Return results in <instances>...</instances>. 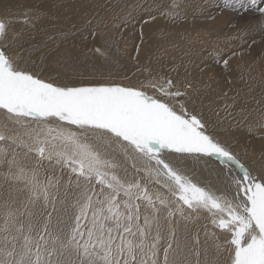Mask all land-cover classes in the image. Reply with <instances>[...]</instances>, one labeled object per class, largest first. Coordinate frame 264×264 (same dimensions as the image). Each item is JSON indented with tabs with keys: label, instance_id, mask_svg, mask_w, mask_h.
I'll use <instances>...</instances> for the list:
<instances>
[{
	"label": "snow or ice",
	"instance_id": "1",
	"mask_svg": "<svg viewBox=\"0 0 264 264\" xmlns=\"http://www.w3.org/2000/svg\"><path fill=\"white\" fill-rule=\"evenodd\" d=\"M220 7L264 22V0ZM157 8L187 19L183 0ZM34 50L0 18V264H264V175L209 130L191 81L58 84ZM210 55L228 69L236 52ZM45 160L70 172L62 196Z\"/></svg>",
	"mask_w": 264,
	"mask_h": 264
},
{
	"label": "rangeland",
	"instance_id": "2",
	"mask_svg": "<svg viewBox=\"0 0 264 264\" xmlns=\"http://www.w3.org/2000/svg\"><path fill=\"white\" fill-rule=\"evenodd\" d=\"M77 1H80L81 5L76 4ZM77 1L75 10L68 12L72 13L68 18L55 17L54 20L52 19L53 22L47 20L41 28L37 27L38 21L35 23L33 17L30 16L28 18L31 22L24 23L25 10L18 11L20 15H23V19L19 16L15 19L11 16L9 20L14 21V26L24 23L27 28L21 27L20 32L9 28L10 36L13 34L22 40L24 45H27L25 48L39 46L37 52L40 58L35 55L36 50L32 53V58L37 63H41L43 60L46 71L50 70L56 75H66L67 79L77 81L78 84H85L86 80L94 83H105L107 80V82L138 84L152 77H166L181 85L186 81H191L196 89V92H190L192 99L196 93L207 91L209 80L211 88H214L215 84L225 88L227 86L231 91L228 89L222 94L223 96H215L207 101L212 110L214 107L216 109L213 120L220 121L221 113L226 118L227 114L234 111L230 108L236 109L239 105L240 107L247 106V117L246 119L239 117L237 120L234 117V122L237 125L217 126L215 121H211L209 129L218 130V133L215 132L217 137L222 142L227 143L228 141L227 144L231 146L233 152H236L237 157L254 175H264L263 171L255 169L253 162L260 155L258 151L261 153V149L264 150V146H261L264 142V132L258 127H253L250 131L248 127L249 123L259 121L264 114V100H261L264 98V31L261 30L264 27V22L261 21L258 14L249 15L235 11H222L220 7L222 0H199V2L183 0L184 5L188 3L185 9L187 19L173 23L166 16L160 15L157 8L158 5L168 3V0H155L157 3L153 0H146L147 2L145 0H124L122 2L121 0H107V2L91 0L93 6L91 1L88 3L87 0ZM97 2L100 3V6ZM119 2L120 4H118ZM20 3L24 4L22 1H17V4ZM86 3L87 5H85ZM153 4L155 6H153L154 8L151 6L153 8L151 9L149 6ZM15 5L16 3L14 7ZM86 6L93 7L96 13L81 12L80 10ZM63 7L59 8L61 16L65 14V11H62ZM52 11L58 15V9ZM6 15H8L6 9L0 11V18L7 19ZM153 16L155 19L152 18ZM14 23H8V27ZM28 24H31L30 28ZM202 27H206L208 31L203 30ZM238 31L242 34V38L227 39L236 36ZM28 40H32V43L30 41V44H27ZM217 46L220 49L236 52V55L229 61L228 69H225L222 63H216L213 56L210 55L217 50ZM97 48L100 49V52L96 51ZM182 62L183 68L181 69ZM51 65L52 68H50ZM193 69L195 73L192 71ZM189 71H192L193 76ZM45 74L48 73L45 72ZM148 91L151 94L152 90ZM228 92L236 97L230 100L228 105L231 107L225 108L227 104H221V102ZM233 101L235 102L233 103ZM200 103L202 102L200 101ZM200 109H202L203 115L207 114L204 107ZM236 114L238 115L239 112L233 113L230 117ZM2 119L3 117L0 116V120ZM246 121L247 132L242 133L240 128ZM51 123L53 126H58L55 122ZM66 127L72 131H78L74 126ZM231 129H234L233 133H230ZM226 138L228 139L226 140ZM27 160L30 165L33 163L32 156L27 157ZM213 166L222 167L214 161ZM69 175L70 172L67 168L61 169L60 166L54 164L50 166L47 160L43 162V167L40 169L42 182L47 177L60 178L61 196ZM121 175L124 173L121 172ZM18 187L23 189L22 184ZM150 190H154L151 185ZM51 191L55 192V189H51ZM12 195L19 201H25L29 193L27 189H23L22 191H13ZM5 196H7V192L3 187H0V199ZM74 198V194H70V199ZM60 207L61 205L57 203V208ZM48 210L51 211L50 206ZM55 217L56 213H53L54 221ZM204 223L206 221H199L197 227ZM181 227H183L182 224ZM189 228L192 232L196 231V227L192 225H189ZM209 230H211V225H209ZM200 235L203 239L202 230Z\"/></svg>",
	"mask_w": 264,
	"mask_h": 264
},
{
	"label": "bare ground",
	"instance_id": "3",
	"mask_svg": "<svg viewBox=\"0 0 264 264\" xmlns=\"http://www.w3.org/2000/svg\"><path fill=\"white\" fill-rule=\"evenodd\" d=\"M17 1H22L24 4H22V3H20V4H17ZM77 0H0V11H2L3 9H6L7 10V14L8 15H6L7 17V19H5L8 23H10V22H13L14 23V21H12V20H9L10 18H11V16H13V18H17L18 16L21 18V19H23V15H20V13L18 12V11H20V10H25V14H28V16H30V17H33V19L35 20V23H36V21H38L36 24H37V27L38 28H41L43 25H44V23L47 21V20H49V21H51V22H53V18H55V17H66V18H68L69 16H70V14H72V13H68V12H72L71 10H75L74 9V7H75V2H76ZM89 1H91V0H87V3L89 2ZM94 1V0H93ZM107 2V0H100V2ZM122 1H124V0H121V2ZM130 1V0H129ZM146 1V0H145ZM148 1V0H147ZM146 1V2H147ZM153 1H155V0H153ZM190 1V0H189ZM188 1V2H189ZM211 1V0H210ZM16 3V5H15V7H14V4ZM80 2V1H79ZM78 1L76 2V4L77 3H79ZM95 2H96V0H95ZM127 2V1H126ZM126 2H124L125 4H126ZM144 2V1H143ZM152 2V1H151ZM150 2V3H151ZM156 2V1H155ZM155 2H153V3H155ZM197 2H199V0H197ZM201 3L203 2V1H200ZM31 3V4H30ZM87 3L85 4V5H87ZM91 3V5L93 6V4H92V1L90 2ZM98 3V2H97ZM109 3V2H108ZM115 3H117V2H115ZM157 3V2H156ZM80 4V3H79ZM99 4V6H100V3H98ZM118 4H120V2L118 3ZM125 4H123V5H125ZM144 4V3H143ZM142 4V5H143ZM162 4V3H161ZM186 4V3H185ZM188 4V3H187ZM187 4H186V6H187ZM190 4V3H189ZM81 5V4H80ZM84 5V6H85ZM104 5V4H103ZM108 5V4H107ZM115 5H117V4H115ZM147 5V4H146ZM62 6H64L63 7V10L62 11H65V14H63L62 16H61V14H60V12H59V8L60 7H62ZM98 6V7H99ZM102 6V5H101ZM106 6V5H105ZM122 6V5H121ZM140 7H141V5H139ZM144 6V5H143ZM151 6L153 7V6H155V4H153V5H150L149 7L151 8ZM190 6H191V4H190ZM110 7V6H109ZM147 7H148V5H147ZM192 7V6H191ZM31 8H33V9H31ZM100 8V7H99ZM102 8V7H101ZM117 8V7H116ZM134 8V7H133ZM137 8V7H136ZM139 8V7H138ZM145 8V7H144ZM150 8H148V9H150ZM154 8V7H153ZM153 8H151V9H153ZM187 8V7H186ZM57 9H58V15L56 14V13H54L52 10H55V11H57ZM105 9V8H104ZM111 9H112V7H111ZM113 9H115V8H113ZM132 9V8H131ZM140 9V8H139ZM147 9V10H148ZM66 10H67V12H66ZM109 10V9H108ZM27 11H30V12H33V13H29V12H27ZM61 11V12H62ZM81 12L83 11H85V12H88V13H93V12H95V10H94V8L93 7H90V6H86V7H84V9L82 10H80ZM111 11V10H110ZM139 11V10H138ZM145 11V10H144ZM74 12V11H73ZM77 12V11H76ZM75 12V13H76ZM80 12V13H81ZM102 12V11H101ZM74 13V14H75ZM96 13V12H95ZM95 15V14H94ZM113 15V14H112ZM231 15V14H230ZM96 16H98V15H96ZM107 16V15H106ZM25 17V16H24ZM105 17V16H104ZM106 18V17H105ZM149 18V17H148ZM157 18V17H156ZM53 19V20H52ZM205 19V18H204ZM24 20H25V18H24ZM64 20V19H63ZM99 20V19H98ZM184 20V19H183ZM23 21V20H22ZM21 21V22H22ZM17 22H18V20H17ZM63 23V22H62ZM186 23H187V21H186ZM185 23V24H186ZM15 25V23L14 24H12L9 28H11V29H15L16 31H18V32H20L21 30H22V28L21 27H23V28H25L26 26H25V24L24 23H20V25L19 26H14ZM29 25V28H30V26H31V24H28ZM170 25H172V24H170ZM179 25V24H178ZM46 27V26H45ZM190 27V26H189ZM27 28V27H26ZM76 28V27H75ZM202 29L203 30H205V31H208V29L206 28V27H202ZM13 35V34H12ZM168 35V34H167ZM33 36V35H32ZM50 40V39H49ZM31 41V43H32V40H30ZM30 41L28 40L26 43L27 44H30ZM59 41V40H58ZM181 41V40H180ZM63 42V41H62ZM202 42V41H201ZM185 43V42H184ZM35 44H36V42H35ZM197 44V43H196ZM185 45V44H184ZM27 45H24V47H26ZM30 46V45H29ZM32 46V45H31ZM68 46V45H67ZM38 47L39 46H37V47H35L36 49H38ZM70 48V47H69ZM155 48V47H154ZM41 50V49H40ZM44 50V49H43ZM62 50V49H61ZM35 51V50H34ZM62 52V51H61ZM187 52V51H186ZM44 53V52H43ZM35 55H38V57L40 58V55H39V53L37 52V50H36V52H35ZM167 59V58H166ZM172 59V58H171ZM43 61V60H42ZM57 61V60H56ZM183 61V60H182ZM141 62V61H140ZM177 62V61H176ZM44 64V63H43ZM178 64H179V61H178ZM182 64V67H181V69L183 68V62L181 63ZM241 64V63H240ZM180 65V64H179ZM50 68H52V65H51V67ZM58 71V70H57ZM67 71V70H66ZM192 71H194V69L192 70ZM192 71H189V72H191L192 73ZM204 71V70H203ZM48 74H45L46 76H49V77H51L54 81H56L58 84H78L79 82H74L73 80H69V79H67L68 77H65L66 75H64V76H62V75H56V74H53V72L52 71H50V70H47L46 71ZM65 72V71H64ZM120 72V71H119ZM198 72V71H197ZM194 73H195V71H194ZM212 73V72H211ZM202 74H204L203 72H202ZM201 74V75H202ZM51 75V76H50ZM192 76H193V73H192ZM103 80V79H102ZM215 80V79H214ZM214 80H213V82H214ZM87 82L86 83H88V84H95L94 82H91V81H89V80H86ZM106 82H107V80H105ZM105 81H103V82H105ZM215 81H217V80H215ZM119 82V81H118ZM219 82V81H218ZM224 82V81H223ZM84 83V82H83ZM85 83V84H86ZM220 83H222V82H220ZM82 84V83H81ZM224 84H226V83H224ZM221 85V84H220ZM207 86H208V89H207V91H200V92H198V93H196L195 95H194V97H193V101H195V105H196V107L197 108H201V107H204V109L206 110V112H207V114L205 113V115H204V117H205V119H207L209 122H211V121H215V119L213 120V118H215V113H216V109H215V107H214V109L212 110V108L210 107V105H208L207 104V101H210V99H212V98H214L215 96H220V95H222V94H224L228 89H230V88H227V86H226V88L225 87H221V86H219V84H215V85H213V87L214 88H211L210 87V80H209V84H207ZM230 86V85H229ZM211 88V89H210ZM232 88V87H231ZM229 91H231V89L229 90ZM223 96V95H222ZM239 96V95H238ZM253 96V95H252ZM236 97V96H235ZM233 95H231V94H229V92H228V94H226V96H225V98L224 99H222V102H221V104H229L230 103V100L232 99V98H235ZM239 98V97H238ZM239 99H241V97L239 98ZM254 99V98H253ZM202 102V103H200V101ZM235 100V99H234ZM261 100H264V98H262ZM260 100V101H261ZM255 101V100H254ZM238 102V101H237ZM204 103V104H203ZM261 103V102H260ZM210 104V103H209ZM238 105V104H237ZM213 107V106H212ZM230 108V107H229ZM230 110H234V111H232V112H230V114H227V117L225 118V115L223 114V113H221L220 114V117L219 118H221L220 119V121H215V125H217V126H222V125H224V124H226L227 126L228 125H230V124H233V125H237L235 122H234V120H235V118L234 117H236V120H237V118H245L246 119V117H247V114H248V112L246 113V111H247V106H242V107H240V105L236 108V109H232V108H230ZM243 110V111H242ZM255 110V109H254ZM235 112L236 113H238L239 112V114L236 116V115H234V116H231L230 117V115H232L233 113L235 114ZM230 117V118H229ZM258 117V116H257ZM249 119V118H248ZM252 119H254V118H252ZM246 123H247V121L244 123V125H243V127L242 128H240V131L242 132V133H244V132H247L246 130H247V127H246ZM249 124H251V123H249ZM72 128V127H71ZM227 128V127H226ZM237 128V127H236ZM75 129V128H74ZM221 129V128H220ZM75 130H77V129H75ZM210 131H212V132H216V133H218L217 131V129H214V128H211V129H209ZM222 130V129H221ZM227 131V130H226ZM233 131H234V129H231V131H230V133H233ZM249 131V130H248ZM215 133V134H216ZM220 133V132H219ZM222 133V132H221ZM223 134V133H222ZM221 134V135H222ZM247 134V133H246ZM248 135V134H247ZM218 136V135H217ZM219 136H220V134H219ZM224 138H225V136H223ZM245 137H246V135H245ZM228 138H226V140H227ZM231 139H233L232 137H231ZM246 139V138H245ZM244 139V140H245ZM229 142H230V140H229ZM224 143H226V142H224ZM227 143H228V141H227ZM226 143V144H227ZM236 146H238L237 144H236ZM261 146L263 147L264 146V142H263V144H261ZM260 147V146H259ZM238 148H239V146H238ZM259 149V148H258ZM248 150V149H247ZM239 151V150H238ZM235 152V151H234ZM241 152V151H240ZM235 154H236V152H235ZM258 154H260L259 155V157H257V159H255V161H253L254 162V165H255V169H257L258 171L259 170H261V171H263V173H264V150L263 149H261V153H259V151H258ZM247 155V154H246ZM249 156V155H248ZM245 157V156H244ZM243 157V158H244ZM250 157V156H249ZM245 158H247V157H245ZM215 163H219L218 161H215V160H213ZM245 162V161H244ZM248 162V161H247ZM250 167V166H249ZM254 167V166H253ZM250 170V169H249ZM256 171V170H255ZM257 172V171H256ZM205 175H207V173H205Z\"/></svg>",
	"mask_w": 264,
	"mask_h": 264
}]
</instances>
